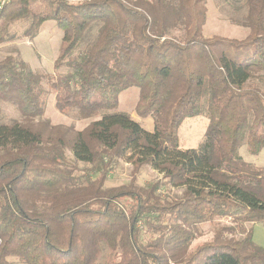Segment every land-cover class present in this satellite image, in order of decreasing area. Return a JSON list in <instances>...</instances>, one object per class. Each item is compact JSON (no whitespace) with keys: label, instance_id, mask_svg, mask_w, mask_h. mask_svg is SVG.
Returning <instances> with one entry per match:
<instances>
[{"label":"trees","instance_id":"obj_1","mask_svg":"<svg viewBox=\"0 0 264 264\" xmlns=\"http://www.w3.org/2000/svg\"><path fill=\"white\" fill-rule=\"evenodd\" d=\"M207 1L0 8V45L32 40L46 21L62 34L52 73L18 55L0 59V103L26 121L0 111V264H264L246 226L264 223V169L239 154L264 148V0H242L241 40L203 35ZM179 25L182 38L171 35ZM130 88L152 130L118 111ZM50 92L58 112L92 121L52 126L43 118ZM194 116L208 120L203 140L181 148L178 129ZM120 161L161 177L105 187ZM206 224L212 240L192 248Z\"/></svg>","mask_w":264,"mask_h":264},{"label":"rangeland","instance_id":"obj_2","mask_svg":"<svg viewBox=\"0 0 264 264\" xmlns=\"http://www.w3.org/2000/svg\"><path fill=\"white\" fill-rule=\"evenodd\" d=\"M77 2L82 0H70ZM131 1V0H128ZM134 1V0H133ZM152 1V0H151ZM207 16L203 27V35L207 38L213 36H223L231 39H244L249 28L243 23L246 13L242 0H208L206 4ZM22 22L15 23L14 29H22ZM97 32V27L93 28L89 39H93ZM184 29L177 26L171 31V35L176 38L184 37ZM61 31L53 21H46L40 28L39 34L32 40L22 39L11 43L0 45V59L8 54L18 55L33 70L47 73L53 72V62L61 41ZM260 81V80H259ZM138 97V90L130 88L120 95L118 111L129 114L134 120L139 121L147 130H152V120L150 118L140 119L134 112ZM0 111L7 120L26 123L23 117L8 103H0ZM44 119H48L52 126L70 127L74 130L84 129L92 119H82L73 113L62 114L54 106L53 93L46 96V107ZM38 121V119H34ZM208 120L204 116H194L186 118L178 129V140L181 148H196L202 142L207 127ZM242 158L264 169V148L257 155L250 154L245 145L239 148ZM161 177V174L149 166L143 167L139 173L132 172V166L120 161L108 174L105 187H118L126 185L132 181L137 186H144L150 181ZM166 194V192L164 191ZM171 194H178L180 191L173 189ZM221 222L225 220L221 219ZM252 227L253 240L257 245L264 248V223H254L246 225ZM214 225L206 224L202 226L201 234L193 240L192 248L204 242L211 241L214 236Z\"/></svg>","mask_w":264,"mask_h":264},{"label":"built area","instance_id":"obj_3","mask_svg":"<svg viewBox=\"0 0 264 264\" xmlns=\"http://www.w3.org/2000/svg\"><path fill=\"white\" fill-rule=\"evenodd\" d=\"M8 0H0V8L7 2Z\"/></svg>","mask_w":264,"mask_h":264}]
</instances>
